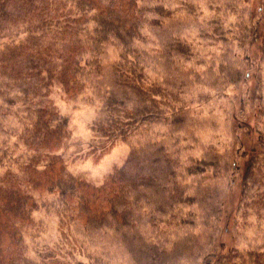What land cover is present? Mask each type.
I'll use <instances>...</instances> for the list:
<instances>
[{
  "label": "trees",
  "instance_id": "1",
  "mask_svg": "<svg viewBox=\"0 0 264 264\" xmlns=\"http://www.w3.org/2000/svg\"><path fill=\"white\" fill-rule=\"evenodd\" d=\"M251 3L0 0L2 154L13 137L22 149L0 171V264H264V235L228 249L223 241L230 223L235 238L246 239L248 219L264 228V87L253 124L238 125L231 145L205 142L215 123L201 117L212 101L237 98L255 65L263 83L264 12ZM258 37L255 64L248 51ZM57 86L70 99L91 90L100 103L91 128L113 145L96 162L117 140L130 149L100 186L60 154L72 132ZM18 113L29 120L14 132ZM41 209L86 261L31 257Z\"/></svg>",
  "mask_w": 264,
  "mask_h": 264
},
{
  "label": "rangeland",
  "instance_id": "2",
  "mask_svg": "<svg viewBox=\"0 0 264 264\" xmlns=\"http://www.w3.org/2000/svg\"><path fill=\"white\" fill-rule=\"evenodd\" d=\"M252 8L254 13L258 16L259 12H264V0H252ZM260 36L264 34V25L261 24L259 28ZM260 42L261 39L255 38L249 47L253 63H257L260 56ZM257 61V62H256ZM259 67L254 66L251 71V77L248 80L244 89H240L237 98H229L226 101H212L210 105L205 107V113L201 117L210 119L215 124L209 123V129L206 135H203L205 142L216 146L231 145L232 140L235 139L238 125L243 129L241 133L248 130V127L253 124L257 109L260 107L256 100V95H260L259 87H264V79L261 85L256 84L255 79L258 74ZM262 77L264 78V62L261 69ZM54 101L61 110V113L69 119L70 129L72 132L71 138L66 142L61 151V155L65 159L67 166L72 174L80 179H85L97 186L104 183L107 176L113 171L114 167L124 164L128 154L129 147L117 140L113 148L108 154L103 156L98 162L96 157L101 154L107 147L112 146V143H107L104 139L97 137L92 131V124L98 116L100 103L93 97L91 90H87L84 94L76 99L68 98L64 90L57 86L54 91ZM244 98V100H242ZM243 101V102H242ZM242 112V114H240ZM24 120V121H23ZM29 118L26 115L17 114V117L11 118L8 123L11 131L20 132L23 127V122H27ZM25 124V123H24ZM235 142V141H234ZM3 139L0 137V171H4L13 166L12 161L17 159L21 154L22 149L14 150L11 146L15 143V138L10 140V149L7 155L2 154L5 146L2 144ZM96 150V155L93 151ZM16 152V153H15ZM12 160V161H11ZM53 200V195L41 198L40 204L47 203ZM238 200V193L235 189L229 192L228 197V213L232 216ZM42 207V206H41ZM35 218L39 223L38 231H34L33 235L28 238L30 247V255L35 258H50V255L56 257H63L68 252L74 253L79 260L86 261L85 257L80 256L73 250L72 236L64 234L60 230L59 221L53 218L45 211V209L36 212ZM230 222L228 217L225 222ZM236 221V220H235ZM242 220L239 219V222ZM254 220H246L248 230L243 229L242 232L246 234L245 237L235 238L237 232L232 229L233 224L230 223V233L223 236V241L227 249L234 244L241 245L244 240L247 243H254L264 235L263 225L260 229ZM245 228V227H243ZM238 236V235H237ZM239 237V236H238ZM244 242V243H245Z\"/></svg>",
  "mask_w": 264,
  "mask_h": 264
}]
</instances>
